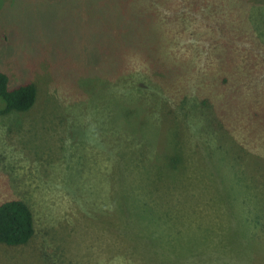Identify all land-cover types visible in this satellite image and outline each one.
Listing matches in <instances>:
<instances>
[{
  "label": "rangeland",
  "instance_id": "rangeland-1",
  "mask_svg": "<svg viewBox=\"0 0 264 264\" xmlns=\"http://www.w3.org/2000/svg\"><path fill=\"white\" fill-rule=\"evenodd\" d=\"M255 25L264 0H0V72L38 88L0 114V203L36 228L0 264H264V135L192 109L264 102Z\"/></svg>",
  "mask_w": 264,
  "mask_h": 264
},
{
  "label": "trees",
  "instance_id": "trees-1",
  "mask_svg": "<svg viewBox=\"0 0 264 264\" xmlns=\"http://www.w3.org/2000/svg\"><path fill=\"white\" fill-rule=\"evenodd\" d=\"M255 29L259 31V33H264V29L261 26L255 25ZM257 45L264 47V44H260L259 39H257ZM224 59L227 60V64L232 61L235 62V58L231 59V55L224 57ZM219 64V67L225 68L226 70L228 69V72L232 71L222 60L219 61ZM216 77L217 80H214V89L219 91L225 88L228 83V78L223 75V73H219ZM10 83L9 75L0 72V102L3 103L0 114L8 115L11 113H26L30 111L38 98V88L36 84L33 82H25L17 86H11ZM202 97L201 101L192 105V109H195L196 105L200 108L199 112L202 116V120H204V125L205 121L209 123L211 121L213 127L215 126L212 130L214 133L221 132V137L224 135L228 139L231 138L235 140L233 137L239 134L238 128L242 126V128L248 132V136L254 137L253 140L259 139L264 135V102L260 105L258 104L257 107L255 106L257 103L246 102L247 109H249L248 112H245V116L243 115L246 122L242 124L239 122V116L236 113H239V111L243 112V110H241L240 104L236 101L229 103L228 107L223 110L220 105L212 106V102L209 101L207 94ZM125 113L128 114L127 118L129 119L132 118L133 115H137L136 109L127 110ZM139 125L143 126L144 124L140 121ZM233 144L237 143L233 141ZM178 166L179 164L175 163L170 168L173 172H177L175 169H178ZM119 208L123 209L122 205ZM126 208L123 210H127ZM120 212L122 214V210H120ZM139 213L140 210L137 206V215ZM149 216H151V219L148 218ZM145 217L148 221L154 220L151 212L148 216L145 212ZM35 233L34 214L31 207L25 201L21 199H10L0 203L1 245L9 247L25 246L32 241Z\"/></svg>",
  "mask_w": 264,
  "mask_h": 264
}]
</instances>
